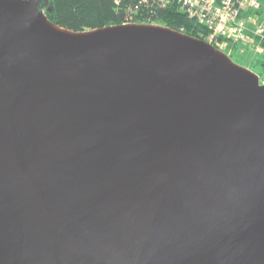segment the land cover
Returning a JSON list of instances; mask_svg holds the SVG:
<instances>
[{"label":"water","instance_id":"obj_1","mask_svg":"<svg viewBox=\"0 0 264 264\" xmlns=\"http://www.w3.org/2000/svg\"><path fill=\"white\" fill-rule=\"evenodd\" d=\"M46 2L0 0V264H264L259 76Z\"/></svg>","mask_w":264,"mask_h":264},{"label":"built area","instance_id":"obj_2","mask_svg":"<svg viewBox=\"0 0 264 264\" xmlns=\"http://www.w3.org/2000/svg\"><path fill=\"white\" fill-rule=\"evenodd\" d=\"M158 1L161 7L169 5L200 26L202 40L230 59L238 54L251 61H264V0Z\"/></svg>","mask_w":264,"mask_h":264},{"label":"trees","instance_id":"obj_3","mask_svg":"<svg viewBox=\"0 0 264 264\" xmlns=\"http://www.w3.org/2000/svg\"><path fill=\"white\" fill-rule=\"evenodd\" d=\"M168 6L161 7L158 0H47L42 9H50L46 13L50 22L74 32L127 23L159 24L203 39L200 26ZM258 65L264 72V61Z\"/></svg>","mask_w":264,"mask_h":264},{"label":"rangeland","instance_id":"obj_4","mask_svg":"<svg viewBox=\"0 0 264 264\" xmlns=\"http://www.w3.org/2000/svg\"><path fill=\"white\" fill-rule=\"evenodd\" d=\"M231 59L236 64H238L242 67H245V68L249 69L251 72L258 75L260 78V82L264 83V72H262L261 67L258 65V62H260V60L251 61V60H248V59H245V58L239 56L238 54H233Z\"/></svg>","mask_w":264,"mask_h":264}]
</instances>
